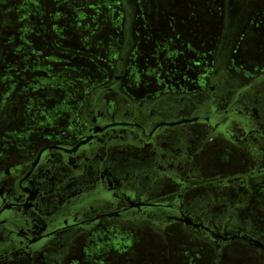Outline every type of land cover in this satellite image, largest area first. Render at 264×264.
<instances>
[{"label":"flooded vegetation","instance_id":"1","mask_svg":"<svg viewBox=\"0 0 264 264\" xmlns=\"http://www.w3.org/2000/svg\"><path fill=\"white\" fill-rule=\"evenodd\" d=\"M223 2L227 6L217 34L218 63L215 73L207 71L202 79V97L179 88L136 99L124 92L121 81L135 49L134 19L142 10L139 0H122L127 22L120 59L115 75L87 96L84 128L73 141H44L30 155L17 156L13 150L10 137L23 113L5 93L11 81L1 79L0 73V139L10 150L0 157V264H75V259L88 257L87 252L93 263V233L108 220L161 232L177 226L214 247L217 263L232 242L263 258L264 226L239 220L241 211L250 215L251 205L239 206L235 198L210 189L205 197L191 196V188L188 192L175 186L189 185L186 177L197 178L190 170L211 141L256 148V153L250 150V166L241 177L251 198L247 178L264 175V75L243 89V80L221 70L231 56L234 36L245 30L243 19L230 12L233 0ZM190 13L188 36H205L203 17L196 7ZM37 85V96L58 98L45 88L44 79ZM160 153L165 154L163 160Z\"/></svg>","mask_w":264,"mask_h":264},{"label":"rangeland","instance_id":"2","mask_svg":"<svg viewBox=\"0 0 264 264\" xmlns=\"http://www.w3.org/2000/svg\"><path fill=\"white\" fill-rule=\"evenodd\" d=\"M203 1L139 0L142 13L134 19L136 44L121 81L124 92L142 99L180 88L202 97V79L207 71L214 74L218 63L217 34L227 6L224 0L220 5ZM191 7L204 19L205 36H188ZM230 12L243 19L245 30L234 36L231 56L221 70L243 80L244 89L264 75V0H233ZM126 22L122 0H0L1 79L11 81L5 93L23 113L10 137L17 156L30 155L44 141H73L84 128L87 96L115 75ZM36 70L46 74L39 77ZM41 78L58 98L36 95ZM4 143L0 139L1 158L10 154ZM242 147L246 149L211 141L190 170L197 178L186 177L189 185L175 186L191 191V196L205 197L210 189L235 198L239 206L251 205L250 215L241 211L239 220L264 226V175L247 178L251 198L241 177L250 166V150L256 153V148ZM110 221L93 233V263L87 252L88 257L75 259V264H264V255L259 259L260 254L238 242L228 244L217 263L214 247L177 226L161 232L148 225Z\"/></svg>","mask_w":264,"mask_h":264},{"label":"trees","instance_id":"3","mask_svg":"<svg viewBox=\"0 0 264 264\" xmlns=\"http://www.w3.org/2000/svg\"><path fill=\"white\" fill-rule=\"evenodd\" d=\"M159 159L161 160H163L164 159V157H165V154H162V153H160L159 155ZM167 159H169L168 157H167ZM165 170H166V168H164ZM181 171H185L184 169L183 170H181ZM169 171H167V173H168ZM132 176H135V175H132ZM168 176H170L169 175V173H168ZM103 194H106V195H109V196H111V192L110 191H105V192H103Z\"/></svg>","mask_w":264,"mask_h":264},{"label":"water","instance_id":"4","mask_svg":"<svg viewBox=\"0 0 264 264\" xmlns=\"http://www.w3.org/2000/svg\"><path fill=\"white\" fill-rule=\"evenodd\" d=\"M94 130H95V132L98 131L96 128H94ZM88 140H89V138H88L86 141H88ZM86 141H83V142H86ZM83 142H82V143H83ZM79 145H80V144H79Z\"/></svg>","mask_w":264,"mask_h":264}]
</instances>
